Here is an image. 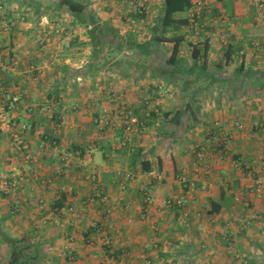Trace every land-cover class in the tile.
I'll list each match as a JSON object with an SVG mask.
<instances>
[{
    "label": "crops",
    "instance_id": "0c3cea01",
    "mask_svg": "<svg viewBox=\"0 0 264 264\" xmlns=\"http://www.w3.org/2000/svg\"><path fill=\"white\" fill-rule=\"evenodd\" d=\"M81 1L84 25L55 9L59 0H0V110L28 126L37 156L25 163L0 130V174L27 179L0 191V264H264V190L250 193L264 170V51L254 45L264 46V17L254 0H192L176 13L188 19L204 3L198 34L188 23L165 33L183 38L177 75L166 65L174 41L153 40L163 0L143 14L133 0ZM123 104L140 119L129 138ZM137 150L160 164V179L130 166ZM64 151L78 155L68 174ZM172 195L191 199L185 223L175 207L158 210Z\"/></svg>",
    "mask_w": 264,
    "mask_h": 264
},
{
    "label": "built area",
    "instance_id": "2783aa9c",
    "mask_svg": "<svg viewBox=\"0 0 264 264\" xmlns=\"http://www.w3.org/2000/svg\"><path fill=\"white\" fill-rule=\"evenodd\" d=\"M255 5L257 6L258 10L261 12V14L264 17V0H254ZM134 8L139 14H143L148 9L149 0H133ZM203 2H200L197 4L190 12L188 17V28L190 30H193L196 34H198L199 31V24H198V16L202 13L203 9ZM2 8V6H0ZM54 27L59 30L61 28V25L58 22L53 23ZM225 42V40H224ZM226 43V42H225ZM255 47L261 48L264 51V46L259 44L258 42L254 44ZM240 53H243L241 51ZM19 100L17 95H13L9 99V106H13L17 101ZM121 114L125 119V135L127 138L131 137L133 133L137 130L140 119L138 115L134 112L133 108L123 104L121 106ZM108 116V110H105L97 119V122L103 126L107 124V118ZM239 127H243L242 124H239ZM0 130L10 132L11 141L13 144L14 149H16L17 152H19L22 155V158L24 159L25 163L32 164L36 162L37 156L31 152L30 144L26 140L24 134L28 130V126L26 124H18L14 120H12L8 116V112L5 108H2L0 110ZM39 151H43L46 148V142L44 140L41 141V143L38 146ZM228 150L227 145L224 148V152ZM90 152L86 155L88 159H90ZM78 158V155L74 152H68L64 151L60 155V162L62 164L61 171L64 174H68L70 172V169L72 168V160ZM144 175L151 179H160L161 172L153 167L149 171L144 172ZM121 177H124L125 179H132L133 175L131 172L126 171L121 175ZM185 175L181 174L179 175V180L184 181ZM90 179L94 180L95 176L91 175ZM27 182V179H25L18 171H3L0 174V191L4 192L5 194H11L18 190L20 187H22L23 183ZM62 190L64 192L71 193L73 191V186H63ZM264 190V170L261 175H259L253 183V186L250 188V193H257ZM102 194V193H100ZM93 199V198H92ZM105 200V197L102 199ZM93 201V200H91ZM39 202L41 203L42 200L39 199ZM143 202L147 205L153 203V198H151L147 192L143 195ZM191 205V199L188 195H180V196H168L164 198L160 204H158V210L161 214H164L165 208L169 207H175L179 210V220L182 222H186L187 217L189 216V206ZM72 210V208H69ZM114 210L113 206L108 209V213L112 212ZM147 212L142 214V218H146ZM129 221L132 223L135 220L129 219ZM147 264H150V260H146Z\"/></svg>",
    "mask_w": 264,
    "mask_h": 264
},
{
    "label": "trees",
    "instance_id": "16d2710c",
    "mask_svg": "<svg viewBox=\"0 0 264 264\" xmlns=\"http://www.w3.org/2000/svg\"><path fill=\"white\" fill-rule=\"evenodd\" d=\"M193 6L192 0H163V9L162 14L159 17V19L155 22V32L159 33V36H156V38H153V40L158 41H168L173 40L174 41V49L172 55L167 60L168 63L166 64L169 69L167 70H173V74L177 75L178 67L180 64H176V58L177 55V47L180 43V40L182 41L181 36L174 35L171 38H167L165 36V33L173 27H176V25H186L189 21L188 19H177L175 18V14L178 12H183L189 10ZM35 10L38 12L39 7L34 5ZM86 4L82 2L81 0H59L58 3L55 4V9H63L65 8L70 14L75 16L77 19V22L84 25L85 19L84 14L86 13ZM94 21V20H91ZM96 28H93V31H95ZM93 39L96 40L98 37L93 36ZM148 44H142L143 48H148ZM143 54H147L146 52H143ZM178 62V61H177ZM162 72L161 74H163ZM140 166V171L146 172L153 168L152 163L148 160H140V150H137V152H134L130 159V166L133 168L136 165ZM159 171L160 164L157 163L156 167ZM218 210V209H217Z\"/></svg>",
    "mask_w": 264,
    "mask_h": 264
}]
</instances>
